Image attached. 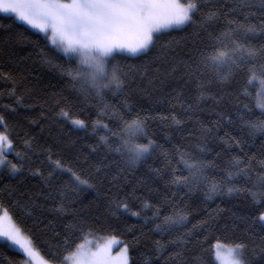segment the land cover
<instances>
[{"label": "snow or ice", "instance_id": "obj_1", "mask_svg": "<svg viewBox=\"0 0 264 264\" xmlns=\"http://www.w3.org/2000/svg\"><path fill=\"white\" fill-rule=\"evenodd\" d=\"M0 12L13 14L17 20L43 32L53 50L67 63L57 62L43 50L41 63L66 78V87L77 98L96 107L98 118L89 125L79 115H73L65 103L66 97L54 94L57 96L54 104L59 109L57 117L75 128L91 126L94 134L105 133L99 135L95 146L89 147L93 153L104 154L94 168L97 174L103 171L101 182L115 166L108 182L117 188V194L105 193L110 216L118 218L124 213L143 216L144 224L153 226L149 232L173 237L166 242L153 241L154 255L163 256L169 248L173 249L164 264H264V0H0ZM175 30L184 35L160 41L161 36ZM153 49L151 61L142 70L116 62L117 56L147 55ZM133 68L144 76L151 70L153 80L161 87L171 86L166 95L174 102L173 109L179 105L186 119L174 110L155 117L133 112L130 92H125L134 79ZM233 85L239 87L232 90ZM192 89L195 94L188 102L185 92ZM11 94L15 95V89ZM108 95H123V99L113 105ZM208 100L217 119L205 123L199 113L204 112L201 105ZM16 101L22 103L23 96H16ZM152 119L166 122L168 127L177 126V132H186L182 139L194 144H174L170 150L164 149L147 131ZM113 122L114 127L110 126ZM187 123L193 124V128L184 129ZM225 123L238 129L240 135L226 132L219 136ZM257 138H261L259 152H245L244 146ZM218 142L223 145L222 150L216 151L213 159H206L214 151L209 145ZM16 147L8 123L0 115V172L8 179L20 177L15 185H0V196L11 199L9 206L0 200V239L4 246L19 249L22 253L19 264H133L131 243L116 236L99 245L88 239L98 229L86 218L84 209L75 207V201L69 199V191L96 185L62 159H53L51 148L40 149L47 156L48 170L33 168L32 136L23 140L22 151ZM157 149L163 157L162 166L149 165L145 173L136 176L138 166L146 164ZM233 149L236 154H232ZM13 152L15 161L8 158ZM225 153L228 156L221 168L217 160ZM110 155L117 159L105 163ZM213 170L222 174L210 176ZM25 172L39 176L41 184L34 190L25 188L21 192ZM65 175L66 181L62 179ZM133 179L132 192L120 196L123 185L115 182L131 184ZM237 180H243L244 184ZM161 182L165 191L156 203L134 197L140 204L133 207L129 197L137 187L158 192V188L151 186ZM196 193L202 194L205 201L217 196H242L248 206H255L258 209L255 213L227 210L233 230H240L251 244L224 242L219 237L208 243L210 230L215 229L225 211L219 207L189 227L192 214L189 200ZM13 206L20 211L14 213ZM45 213L68 221L63 224V232L53 230L55 243L44 241L49 260L40 257L27 224L31 220L32 227L39 231ZM134 243H139V237ZM205 243L207 248L203 247ZM114 244L123 247L112 256ZM196 244L201 245V251L191 255ZM145 264H153L151 256L145 257Z\"/></svg>", "mask_w": 264, "mask_h": 264}, {"label": "trees", "instance_id": "obj_2", "mask_svg": "<svg viewBox=\"0 0 264 264\" xmlns=\"http://www.w3.org/2000/svg\"><path fill=\"white\" fill-rule=\"evenodd\" d=\"M186 29L185 31H188ZM184 35V32L179 30L171 31L168 35L160 37V41H166L171 37H179ZM41 50L50 57H55V60L60 63H67V60L57 55L53 47L47 40L39 33L30 30L26 26L17 22L13 17L0 14V115H3L8 123L9 129L16 141V150L22 151V142L26 136L34 137L35 154H31L32 167H40L43 170H48L49 164L46 154L40 152L41 148H51L53 159H62L67 165L74 167L82 173L84 178H88L90 183L95 184L96 187H82L81 190L68 192L70 200L75 201V207L83 208L86 218L94 223L96 231L92 238H101L106 236H116L120 240L131 243L130 257L133 264H145V257L151 256L153 264H164V259L173 251L169 248L167 252L160 255H154L152 252L153 241L160 240L166 242L170 237L168 234L161 235L158 232L151 231V224L145 225L143 216L136 217L128 213L122 214L120 217H112L106 211L107 192L109 196L117 194V188L110 185L108 180L111 175L115 173V166H112V172L107 179H104L103 171L97 174L94 170L95 166L102 160L103 152L93 153L90 150V145L95 146L99 135H103L102 131L93 133L91 126L86 129H79L73 127L69 122L57 117L55 114L58 108L54 104L57 98L54 94H62L66 97L67 103L72 110L73 115H79L80 118L85 119L89 125L91 121L97 119V109L95 106H88L83 101L75 96L70 89L66 87V78L62 77L55 69L48 65L41 63ZM155 50L153 49L147 55L141 54L135 57L120 55L116 57V62L124 65L126 68L129 65H134L141 70L146 62H150ZM131 75L134 77L129 87L125 90L130 92L129 102L132 106L133 112L141 111L142 114H148L155 117L157 114L167 115L171 111H175L182 119H186L183 110L176 105L173 109V103L170 102V97L166 95L171 90V86L161 85L153 80L154 73L150 70L147 76L142 74V71L132 69ZM238 79H240L238 77ZM242 83V81H241ZM191 88V86H189ZM239 85H233V89ZM15 89V95L11 94ZM195 94V90L185 92V98L191 102V97ZM23 96V102L17 103L16 96ZM108 101L117 105L123 99L121 96L108 95ZM212 102L210 100L204 102L201 106L204 108L203 113H199L200 119L205 123L217 119L215 113L210 110ZM259 111L258 109L256 110ZM41 112L44 116H41ZM48 117L45 119L44 117ZM32 121H36L32 123ZM110 126H115L114 122ZM175 125L167 126L166 122L158 119L148 121V133L158 144L162 145L164 149H171L174 144H194V141L184 140L182 136L186 132H177ZM184 129H192L193 124L187 123ZM231 133L234 136L240 135L238 129L233 126L224 124L218 135L223 137L225 133ZM168 137H171L169 140ZM261 138H257L255 142H249L244 146V151L251 153H258L260 148ZM214 148L213 153L209 154L206 159H213L216 151H221L222 144L209 145ZM236 149L232 150V154H236ZM228 153L223 154L217 163L223 167V161L227 159ZM85 157H88L85 162ZM10 160L15 161V153L9 155ZM117 157L109 156L105 163L116 160ZM163 157L160 156V149H157L153 156L149 157L146 164L138 166L135 175L139 176L146 172L147 166L161 167ZM177 174H180L179 172ZM186 174V173H184ZM222 173L219 170L209 172L210 176H220ZM26 177L23 185L20 186L19 191L23 192L25 188L34 190L41 184L39 176H32L25 172ZM20 177L11 179L5 178L4 174L0 172V185L10 184L15 185ZM63 180H67V176H62ZM239 184H244L243 180L236 181ZM115 184H122L123 187L119 191L120 196L131 193L135 180L131 184L118 180ZM153 189L158 188L159 191H149L145 188H136L132 197H129L130 203L134 208H138L141 199L150 200L156 203L165 189L163 183L151 186ZM19 198V197H17ZM5 206L11 205V199L7 196H0ZM191 209L190 224H195L197 221L203 219L210 211L223 209L219 216L216 227L209 237V242H214V239L219 237L224 242H243L251 241L248 237L242 234L240 230H233L231 226L230 213L227 211L231 209L233 212L243 214L245 212L255 213L258 209L255 206H248L244 197L240 196H217L212 200L205 201L202 194L196 193L189 200ZM14 213L20 210L12 207ZM151 216L150 211L145 213ZM98 217V219H97ZM43 223L36 228L32 227V221L28 220V227L32 229L36 244L34 245L40 256L49 260L48 247L44 241L55 243L52 238L53 230L56 232H63V224L67 223V219L56 216L52 213H45L42 217ZM51 222V223H49ZM227 225V228L225 227ZM47 226V227H45ZM143 233V235H141ZM139 237V243H134V239ZM203 240V235H201ZM195 239V237L193 238ZM80 241H77L79 243ZM208 243L203 244L204 248L208 247ZM201 251V245L196 244L192 247L191 255H195ZM22 259V254L17 250L4 246L0 243V264H19Z\"/></svg>", "mask_w": 264, "mask_h": 264}, {"label": "rangeland", "instance_id": "obj_3", "mask_svg": "<svg viewBox=\"0 0 264 264\" xmlns=\"http://www.w3.org/2000/svg\"><path fill=\"white\" fill-rule=\"evenodd\" d=\"M0 14L13 17L17 22H19V23H21L22 25L26 26V27L29 28L30 30L35 31V32L41 34V35L46 39V36H45V34H44L43 32H39L37 29H33V28H31L30 26L24 24L23 22L17 20L13 14H10V13H3V12H0ZM46 40H47V39H46ZM49 44H50V43H49ZM50 45H51V44H50ZM52 47H53V46H52ZM110 237H112V236H106V237H101V238H97V239H96V238L94 239V238H92V237H88V239L91 240V241H93L94 244L99 245V244H103V243H105V242L108 240V238H110ZM0 243H3V244H4V241H3L2 239H0ZM9 247H10V246H9ZM121 247H123L122 244H114V245L112 246V248H111V254H112V256H115L116 253H118V252L120 251V248H121ZM10 248H12V249L17 250L18 252H20L19 249H17V248H14V247H10ZM21 254H22V253H21ZM40 257H41V256H40ZM41 258H42V257H41Z\"/></svg>", "mask_w": 264, "mask_h": 264}]
</instances>
